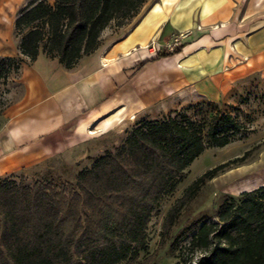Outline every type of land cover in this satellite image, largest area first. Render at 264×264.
<instances>
[{
	"label": "trees",
	"instance_id": "obj_1",
	"mask_svg": "<svg viewBox=\"0 0 264 264\" xmlns=\"http://www.w3.org/2000/svg\"><path fill=\"white\" fill-rule=\"evenodd\" d=\"M147 0H29L13 26L20 53L34 60L41 49L66 69L93 54L111 21L123 24ZM166 52L158 54L165 56ZM21 57H0V80L19 71ZM242 124L225 114L202 126L184 113L136 122L123 142L105 150L75 181L35 179L25 184L0 177V264H156L148 251L147 225L163 196L185 177L186 168L209 147L239 137ZM217 165L196 177L169 207L160 241L182 208ZM207 217L181 229L168 247L191 235L175 264H264V184L230 196Z\"/></svg>",
	"mask_w": 264,
	"mask_h": 264
},
{
	"label": "crops",
	"instance_id": "obj_2",
	"mask_svg": "<svg viewBox=\"0 0 264 264\" xmlns=\"http://www.w3.org/2000/svg\"><path fill=\"white\" fill-rule=\"evenodd\" d=\"M234 6L235 0H155L72 69L41 49L34 60L22 55L0 20V57L22 58L19 95L0 127V177L69 151L91 130L122 127L158 102L184 94L217 101L246 76H264V21L246 22ZM178 33H186L181 46L163 48Z\"/></svg>",
	"mask_w": 264,
	"mask_h": 264
},
{
	"label": "rangeland",
	"instance_id": "obj_3",
	"mask_svg": "<svg viewBox=\"0 0 264 264\" xmlns=\"http://www.w3.org/2000/svg\"><path fill=\"white\" fill-rule=\"evenodd\" d=\"M28 1L0 0V20L8 27V30L10 28L11 36L16 41H19L20 34L14 29L13 18ZM47 1L52 3L51 0ZM153 1L155 0H147L134 17L125 19L121 25H117L116 20L111 21L102 31L100 41L115 38L134 25L148 4L150 5ZM235 2L234 7L238 17L247 16L246 22L264 21V0H235ZM177 35H172V40ZM107 44H103L104 48ZM16 76L17 72L13 71L0 80V127L6 120L9 104L19 95L20 89ZM176 113L187 114L204 128V132L213 119L225 114L238 120L243 128L239 137L227 145L207 146L186 168L182 181L172 192L163 196L159 209L153 212L146 229L148 251L141 252L140 259L155 252L153 260L156 264H175L180 251H183L185 255L188 254L189 251L185 247L191 239V235H188L179 242L175 251H170L168 245L177 232L204 217L216 221L218 207L225 199L264 184V76L259 73H252L238 81L217 101L184 94L177 96L175 100L158 102L139 116H132V121L125 123L122 127L103 134L91 130L89 133L92 135L89 138L69 151L4 177L19 181L22 176L25 184L42 178L75 181L76 175L90 168L105 150H114L120 145L136 122L143 119L156 120ZM220 164H226L224 169L206 181L194 198L182 208L169 234L160 241L162 224L169 207L181 197L184 189L196 177ZM187 256L195 260L199 257V253H189Z\"/></svg>",
	"mask_w": 264,
	"mask_h": 264
},
{
	"label": "built area",
	"instance_id": "obj_4",
	"mask_svg": "<svg viewBox=\"0 0 264 264\" xmlns=\"http://www.w3.org/2000/svg\"><path fill=\"white\" fill-rule=\"evenodd\" d=\"M184 35H185V33H180L171 42H168L163 46L166 47V50H168L170 52L177 50L182 43V39H183ZM149 46L154 48L156 46V44L154 42H152L151 45H149Z\"/></svg>",
	"mask_w": 264,
	"mask_h": 264
}]
</instances>
